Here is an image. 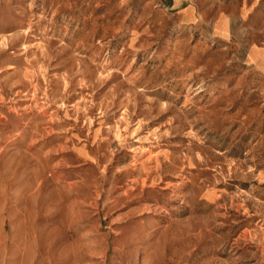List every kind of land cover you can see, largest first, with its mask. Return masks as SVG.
<instances>
[{
  "label": "rangeland",
  "instance_id": "374dc122",
  "mask_svg": "<svg viewBox=\"0 0 264 264\" xmlns=\"http://www.w3.org/2000/svg\"><path fill=\"white\" fill-rule=\"evenodd\" d=\"M0 264H264V0H0Z\"/></svg>",
  "mask_w": 264,
  "mask_h": 264
}]
</instances>
